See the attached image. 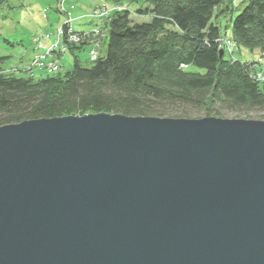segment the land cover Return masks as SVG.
<instances>
[{"label":"water","instance_id":"1","mask_svg":"<svg viewBox=\"0 0 264 264\" xmlns=\"http://www.w3.org/2000/svg\"><path fill=\"white\" fill-rule=\"evenodd\" d=\"M0 264H264V121L0 127Z\"/></svg>","mask_w":264,"mask_h":264},{"label":"trees","instance_id":"2","mask_svg":"<svg viewBox=\"0 0 264 264\" xmlns=\"http://www.w3.org/2000/svg\"><path fill=\"white\" fill-rule=\"evenodd\" d=\"M111 1L145 4L135 14L150 21L132 24L130 11L114 12L103 23L106 49L96 61L76 56L86 43L67 44L72 69L35 79L10 73L0 57V127L97 114L201 119L219 118L223 108L264 111V83L252 81L243 62L219 57L215 41L223 35L212 19L231 11L230 0ZM243 4L229 38L237 50L264 53V0Z\"/></svg>","mask_w":264,"mask_h":264},{"label":"rangeland","instance_id":"3","mask_svg":"<svg viewBox=\"0 0 264 264\" xmlns=\"http://www.w3.org/2000/svg\"><path fill=\"white\" fill-rule=\"evenodd\" d=\"M61 0H9L8 3L0 6V57H6L3 67L6 70L12 68H24L37 54L34 51L32 40L42 35H51L64 22V16L58 14L59 2ZM62 2V1H61ZM118 6L130 11V21L132 24H143L150 21L149 16H138L135 11L139 7H146L143 3H113L111 0H64L63 9L72 18V25L78 32H88L93 27V20L90 15L98 6ZM231 11L221 14L218 19H212V24L216 25L221 34L228 37L231 35V20L237 16L246 4L241 5V0H230ZM217 15V12L215 13ZM54 39L44 37L42 42L44 47L53 44ZM106 43L104 42L100 55H104ZM89 46L85 45L83 51L75 53L83 64L89 63ZM263 57L260 50L249 51L241 48L235 51V59L241 62H256ZM73 66V57L70 52H66L59 60L58 73L69 72ZM44 72H36L34 78L45 76ZM220 119H243L245 117L264 121V111L230 112L227 109L218 110ZM193 118V117H192ZM191 118V119H192ZM258 121V120H256Z\"/></svg>","mask_w":264,"mask_h":264},{"label":"built area","instance_id":"4","mask_svg":"<svg viewBox=\"0 0 264 264\" xmlns=\"http://www.w3.org/2000/svg\"><path fill=\"white\" fill-rule=\"evenodd\" d=\"M59 3V11L64 16V22L54 33L51 35H42L32 40L34 51L37 52L32 60L24 68H12L8 70L18 76L34 77L36 72H44L46 74H54L59 71V56L65 55L67 44L86 43L89 46V61L94 62L98 57L99 50L104 42L106 33L103 29V23L114 12H121L124 9L114 5L112 7L98 6L93 10L90 17L94 21V27L88 32H78L72 25V18ZM51 37L54 39L53 44L49 47H44L43 38ZM215 43L219 50H222L227 59L235 63V45L230 38L223 36L219 37ZM247 70L248 77L255 82L264 83V64L261 60L256 62H243Z\"/></svg>","mask_w":264,"mask_h":264},{"label":"bare ground","instance_id":"5","mask_svg":"<svg viewBox=\"0 0 264 264\" xmlns=\"http://www.w3.org/2000/svg\"><path fill=\"white\" fill-rule=\"evenodd\" d=\"M57 55L59 56L60 60L63 58V56H62V55H60V54H57Z\"/></svg>","mask_w":264,"mask_h":264},{"label":"crops","instance_id":"6","mask_svg":"<svg viewBox=\"0 0 264 264\" xmlns=\"http://www.w3.org/2000/svg\"><path fill=\"white\" fill-rule=\"evenodd\" d=\"M262 59H263V57L261 58V61H262V63H264Z\"/></svg>","mask_w":264,"mask_h":264}]
</instances>
